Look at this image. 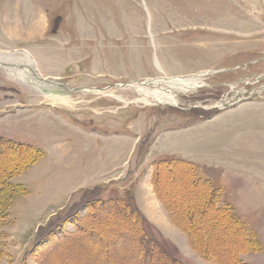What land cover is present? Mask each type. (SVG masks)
<instances>
[{"label": "rangeland", "instance_id": "obj_1", "mask_svg": "<svg viewBox=\"0 0 264 264\" xmlns=\"http://www.w3.org/2000/svg\"><path fill=\"white\" fill-rule=\"evenodd\" d=\"M25 53L53 84L37 90L28 70L20 72L31 85L0 67V138L43 153L11 181L23 191L11 200L0 264H40L29 252L58 226L71 235L67 247L59 244L67 251L62 263L90 264L80 258L92 247L67 221L86 218V201L126 192L148 232L172 245L183 264H215L193 251L156 200L151 163L159 157L191 161L200 177L221 185L260 246L239 262L264 264V0H0V60ZM204 72L192 92L135 88ZM160 90L174 105L149 95ZM48 95L72 103L53 105ZM166 179L173 198L187 200L184 183ZM113 217L96 226L108 221L119 233L123 219ZM233 237L220 233L223 253L237 247Z\"/></svg>", "mask_w": 264, "mask_h": 264}, {"label": "trees", "instance_id": "obj_2", "mask_svg": "<svg viewBox=\"0 0 264 264\" xmlns=\"http://www.w3.org/2000/svg\"><path fill=\"white\" fill-rule=\"evenodd\" d=\"M42 155L38 147L0 138V240L7 236L3 228L10 224L8 210L13 194L16 191H23L20 185H14L11 181ZM152 167L151 183L156 198L176 228L187 235L191 248L201 258L215 264H239L240 254L259 251L260 246L255 234L245 229L233 206L223 199L222 187L199 177L196 165L183 159L165 157L156 160ZM169 176L184 183L189 194L184 202L177 201L173 198L172 192L168 191L166 178ZM83 207L87 209L86 218L79 219L76 214L72 220L67 221L76 229L75 234L84 236L83 243L87 247H92L91 256L89 258L79 256L80 261L90 264H183L174 255L176 249L172 245L159 241V238L152 237L148 232L150 224L133 204L130 193L126 192L120 199L102 202L99 199L89 200ZM107 217H116L120 221L123 219V222L119 223L121 224L119 227L123 229H117L119 233L113 235L115 230L108 226L111 223L108 221L103 222L104 226L98 228L96 224ZM91 219L92 230L88 229L89 233L84 232L82 223L86 220L90 222ZM42 229L45 227H41L40 232ZM227 229L232 231L237 247H233L229 253H223L219 238L220 233ZM240 232L242 237L238 235ZM70 239L71 235L65 233L63 227L58 226L47 232L29 255H34L40 264L44 255H47V264H63L62 257L67 254L65 249ZM61 240L66 242V247H59ZM50 244L55 248L48 251L51 249ZM128 251H131V256L128 255ZM1 255L0 249V258ZM22 262L25 264L24 258Z\"/></svg>", "mask_w": 264, "mask_h": 264}, {"label": "bare ground", "instance_id": "obj_3", "mask_svg": "<svg viewBox=\"0 0 264 264\" xmlns=\"http://www.w3.org/2000/svg\"><path fill=\"white\" fill-rule=\"evenodd\" d=\"M5 55H8V54H5ZM10 57H11V55H10ZM1 58H2V56H1ZM11 58L13 59V57H11ZM12 59H11V61H12ZM30 59L31 58H30L29 54L25 53V55H23L17 61H19V63L22 61V63H26L27 65H31L32 64V60H30ZM12 63H15V62L13 61ZM13 65H14L15 68H10L9 67V70H8V73L10 75H12L13 77H15L17 79H21L19 81H23L24 79H28V80L30 79L29 75H24L25 73H23V72L21 73L20 72V69L17 68L18 64L15 63ZM4 68L7 69L8 67L7 68L4 67ZM23 69H25V68H23ZM13 70H17V71L19 70V73H15ZM34 76H35V74H34ZM200 77H201V75H197L196 77L195 76H187V77L175 78V79H172V80L168 79V80H165V81L164 80H160V81L159 80H156V81H151L150 80V81H146V83H144L143 86L146 87L147 85H150V84H164L165 85L164 89L166 91H169V92H173V93H176L177 91H180V92H183V93L184 92H192L193 90H195V88L198 87V85L200 83V80H201ZM31 82H32L31 80L28 81V83H30V85H31ZM33 84L34 83H32V85ZM136 85L139 87V88L135 87L137 90L138 89L142 90V88H140V86L138 84H136ZM35 86H38L40 88V85H37L36 83H35V85L33 87H35ZM35 88L38 90L37 87H35ZM169 92H168V94H169ZM162 93L163 92L160 90L158 92H152L149 95H151L153 97V99L155 100V102L157 104H162V105H172L173 104L174 105V101L170 97H168V96H166V95H164ZM47 97H49L48 100L53 102V105L57 103V104H60V105L62 104L63 106H70V104L72 103V102H70V100L67 97L66 98H61V97H58V96H51V95H48Z\"/></svg>", "mask_w": 264, "mask_h": 264}, {"label": "water", "instance_id": "obj_4", "mask_svg": "<svg viewBox=\"0 0 264 264\" xmlns=\"http://www.w3.org/2000/svg\"><path fill=\"white\" fill-rule=\"evenodd\" d=\"M41 81L45 82V80H42V79H41ZM139 84H140V85H143V83H139Z\"/></svg>", "mask_w": 264, "mask_h": 264}, {"label": "crops", "instance_id": "obj_5", "mask_svg": "<svg viewBox=\"0 0 264 264\" xmlns=\"http://www.w3.org/2000/svg\"><path fill=\"white\" fill-rule=\"evenodd\" d=\"M156 205V204H155Z\"/></svg>", "mask_w": 264, "mask_h": 264}]
</instances>
